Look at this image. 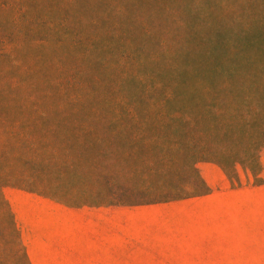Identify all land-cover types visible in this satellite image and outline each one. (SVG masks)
Returning <instances> with one entry per match:
<instances>
[{
  "label": "rangeland",
  "instance_id": "374dc122",
  "mask_svg": "<svg viewBox=\"0 0 264 264\" xmlns=\"http://www.w3.org/2000/svg\"><path fill=\"white\" fill-rule=\"evenodd\" d=\"M15 2L0 0V159L8 138H48L57 151L67 144L73 166L50 170L41 186L1 188L26 256L25 240L43 264H264V147L256 176L237 165L231 180L218 165L198 163L205 187L186 185L193 197L168 200L175 195L161 187L171 179L147 181L160 168L151 155L182 139L173 138L180 117L204 129L200 111L221 98L235 101L231 109L264 98V86L252 83L264 81V0H86L87 9L82 0H57L54 8ZM124 5L140 18L128 13L112 25ZM93 23L101 34L93 35ZM112 26L127 37L111 57L103 50L95 58L102 81L90 83L85 108H69L82 94L69 89L57 117L43 104L53 89L47 83L75 80L88 53L72 41L85 33L99 41ZM137 97L143 103L131 118L127 104ZM124 109L126 138H111ZM94 149L144 153L146 166L131 160L138 170H119L107 183L103 175L114 170L98 169ZM178 159L166 168L178 169ZM14 175L0 164V177ZM5 222L0 215V264H22Z\"/></svg>",
  "mask_w": 264,
  "mask_h": 264
},
{
  "label": "trees",
  "instance_id": "16d2710c",
  "mask_svg": "<svg viewBox=\"0 0 264 264\" xmlns=\"http://www.w3.org/2000/svg\"><path fill=\"white\" fill-rule=\"evenodd\" d=\"M57 0H16L14 6L21 7L25 2L26 5L33 8L39 7V4H46L49 8L56 7ZM83 8L86 4V0H82ZM98 6L101 5V0H97ZM51 5V6H50ZM89 5V4H88ZM88 7V6H87ZM87 9V8H86ZM132 14L140 18V14L134 8H128L126 5L122 6L118 12H114L116 21L113 18V24L117 27L125 19L126 14ZM107 21V19H106ZM110 23V22H109ZM111 24V23H110ZM131 25L135 24L133 20ZM94 26L93 35L102 33V27ZM126 32V31H125ZM121 29L113 28L107 34H104L99 41L94 40L88 36L87 33L83 37H77L72 42L77 44L79 48H85L88 50L87 55L82 56V65L77 70V77L74 80L70 78L65 82L55 81L54 83H47L52 89L46 96V101L43 102L46 106L50 104L51 109L57 117L62 118L64 115L63 109L59 106V101L63 97L69 96V89L75 88L81 91L82 94H78V98L69 101V108H85L81 104V99L86 102V97L91 93L87 91L90 83L95 81H102L100 78L99 70L94 66L95 58L100 56L103 52H107L110 57L114 54L113 45L117 42L123 43L127 36ZM54 35V34H53ZM90 35V34H89ZM100 38V37H99ZM121 39V40H119ZM87 42V44H85ZM110 78H108L109 80ZM84 80H87L85 82ZM231 83H234V81ZM252 83L258 87L264 86V81L261 84L252 80ZM222 97V96H221ZM143 100L145 101L144 97ZM228 102V108H227ZM235 101L231 99L219 100V104L205 107L200 111L204 118V129L199 127L198 120H188L180 117L179 123H176V135L173 138H182L176 142H168L166 148L162 152H156L151 155L150 165H156L160 167L156 168V173L153 176H148L147 181H151L150 178H163L171 179L166 180L167 186L161 187L165 191L164 193L173 194L175 196L167 198L168 200H177L182 198L193 197L194 195L185 194L190 189L186 185H191L192 189H198L205 187L204 182L200 178L196 165L200 162H209L218 165L225 174L232 180V175L236 174V166L240 165L244 169L245 173L248 171L256 176L260 172V163L258 154L264 147V98L258 100L251 106L250 112L247 114L246 107L240 105L237 107V103L234 109L230 107ZM31 103V102H30ZM141 97H137L132 104H127L128 107H133L131 112V118L136 115L137 105L142 104ZM148 103V102H147ZM245 109V111L243 110ZM42 109L37 110L38 119L41 121L45 131L51 132L46 124L47 114L42 112ZM124 110H120V116L117 118L116 123L110 124V129L115 128L114 134L111 138H126L121 126H124L122 116ZM32 119L35 122H39L36 116L33 115ZM8 142L5 145V149L2 152L0 164L6 167L9 171L16 172L14 176L0 177V190L2 187L9 184L20 186H41L45 183V178L50 170H56L59 173L65 172L67 169H72V164H69L66 160L65 150L63 146L67 144L61 140L62 148L57 151L52 145V142L48 138H8ZM176 146V149H174ZM171 147V148H170ZM94 154L100 156L97 159L98 169H105L109 166L114 170L112 174H104L107 177V183L112 182L111 178L124 174L122 171L138 170L137 166H131L130 161L134 160L139 165L146 166L144 162V153H131L125 154L123 152L113 153V151L95 150ZM177 156L180 166H176L178 169L170 171L166 168L167 163L172 162V159ZM109 159V161H106ZM111 160V161H110ZM188 162L189 165L185 166ZM116 171V172H115ZM160 173V174H158ZM234 181V180H233ZM237 181V180H236ZM169 183V185H168ZM28 189V188H27ZM32 191L31 189H28ZM127 193V192H125ZM184 195H189L185 196ZM125 199V198H124ZM155 203V202H150ZM145 203H126L121 205L134 206L143 205ZM5 209H2L4 208ZM0 215L6 220L5 227L7 229L9 238L7 243L11 245V254L20 251V259L22 264H30L24 247L20 242L18 230L15 226L13 215L7 207V203L3 199L0 193ZM1 241V240H0ZM10 254V249L8 250Z\"/></svg>",
  "mask_w": 264,
  "mask_h": 264
},
{
  "label": "crops",
  "instance_id": "0c3cea01",
  "mask_svg": "<svg viewBox=\"0 0 264 264\" xmlns=\"http://www.w3.org/2000/svg\"><path fill=\"white\" fill-rule=\"evenodd\" d=\"M127 206V205H124ZM136 206H143V205H134V206H127V207H136ZM25 246H26V251H27V257L28 260L31 264H43V260L40 261L39 258H36V255H34V253L31 252L30 246H29V242L27 240L24 241Z\"/></svg>",
  "mask_w": 264,
  "mask_h": 264
}]
</instances>
